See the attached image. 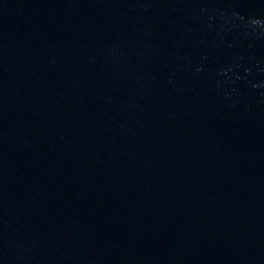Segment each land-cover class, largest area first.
Segmentation results:
<instances>
[{
	"label": "water",
	"instance_id": "95a60500",
	"mask_svg": "<svg viewBox=\"0 0 264 264\" xmlns=\"http://www.w3.org/2000/svg\"><path fill=\"white\" fill-rule=\"evenodd\" d=\"M0 264H264V0H0Z\"/></svg>",
	"mask_w": 264,
	"mask_h": 264
}]
</instances>
